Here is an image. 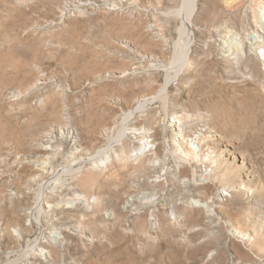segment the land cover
Listing matches in <instances>:
<instances>
[{
  "label": "rangeland",
  "instance_id": "374dc122",
  "mask_svg": "<svg viewBox=\"0 0 264 264\" xmlns=\"http://www.w3.org/2000/svg\"><path fill=\"white\" fill-rule=\"evenodd\" d=\"M222 1L195 0L191 27L182 38L185 0H0V231L13 220L6 205L8 194H15L5 184L8 175L31 166L30 157L47 142L60 149L50 171L62 165L74 145L68 132L76 123L85 130L79 121L86 112L103 120L97 126L95 117V139L84 137L80 156L108 145L122 132V114L151 100L164 84L167 73L159 64H171L186 45V69L165 101L150 102L144 114H155L173 153L189 149L193 139L200 142L199 157L190 161L207 182L194 187L190 177L180 178L175 159L172 182L161 188L154 217L145 208L115 220L113 210L131 193L145 192L149 179L145 172L140 179L126 178L132 188L104 196L107 215L89 217L82 235L65 246L66 264L91 258L97 264H264V199L257 196L264 183V0H249L231 14L219 13ZM124 140L132 149L139 146ZM241 150L251 154L238 172ZM232 151L240 163L234 164ZM91 169L90 162L77 176L100 174L105 164ZM248 170L256 177H246ZM244 182L253 193L231 197ZM215 188L231 195L220 197L213 209L204 193ZM244 215L249 218L237 223ZM34 232L31 241L39 230ZM4 243L14 244L0 241L5 264H30L27 256H7Z\"/></svg>",
  "mask_w": 264,
  "mask_h": 264
},
{
  "label": "bare ground",
  "instance_id": "6f19581e",
  "mask_svg": "<svg viewBox=\"0 0 264 264\" xmlns=\"http://www.w3.org/2000/svg\"><path fill=\"white\" fill-rule=\"evenodd\" d=\"M248 1L249 0H224L221 2L222 4L220 5L221 9L219 13L223 11L225 14H231L234 10H238ZM195 4V0H185L183 9L180 11V14L184 17V23L186 24L181 30L182 38H186L187 28L191 24L190 18L194 12ZM187 41H189V39ZM184 44H187V42ZM179 45L181 46L180 43ZM186 47L187 46L185 45L184 48H182L181 53L178 54L179 56H174L171 64H159V66L164 68L167 73L164 84L162 87L158 88L155 94L152 95L153 98L151 100L146 99L142 102H138L133 109L122 114V132L115 137V139L111 140L108 145L93 147L92 150L88 151L83 157L80 156L84 148L82 147V141L85 140L84 137H89L91 140L95 139V128H97L95 125L97 123V126H100L102 123L101 120H103L100 116L98 117L97 114V116H93V112L90 110L89 112H91V114L89 113L90 115L86 116V112V115H83L85 119H82L81 122L77 118L79 123H81L80 126H84L85 128V130L82 129V131L81 128L79 129V126H77V123L74 126V123L76 122L75 118L78 115L76 114L75 117L73 115L75 122L72 124V127L74 126V128H71L72 130L68 132V135L72 138L74 145L72 152L67 157L69 160H64L62 165L58 166L55 170L52 169L51 172L49 167L52 164L51 160L54 159L57 154H60V149L58 146H54L53 144L49 145L47 142L40 151L38 150L37 153L35 152V158L28 155L30 159H34L31 161V166L26 163L25 164L28 166L24 165L23 168L20 166L22 170L17 169L15 175L12 172V178L11 173L9 172V179L7 181L5 179V184H7L15 194H8L10 201L7 198L8 204L6 205L9 207H7L10 211L9 213L13 215V220L11 219L12 222H10V226L13 229L10 230V226L7 223L2 229L3 231H0V241L3 242L4 238H7L9 241H12L11 244H14V246L12 245V247H9L8 245L6 248V244L4 243L7 256L11 257V255L14 254H19L21 257L22 255L27 256L30 264H66V248L71 245L73 237L82 235V232H84V225L86 222L88 223V218L91 216L101 217L103 215L105 217L107 215V213L104 214L106 209H104L103 206L105 198L107 196L109 197V195L111 197V195H114L115 193L118 195V192L132 188V185L128 184L126 178H132V180L140 179V175L145 172L149 179L143 183L144 188L142 189L146 191L150 190L152 193H150V191L149 193L148 191H145L141 194L131 193L124 198L120 202L119 207L115 208L111 214L115 220L125 216H134L145 208L149 210L151 216L154 217V213L158 210V207L161 204L160 197H158L159 193L162 192L161 190L164 191V189L161 188H166L171 184L174 172L180 178L190 177L191 185L194 187L205 185L207 181L204 178H198L190 161L191 159L199 157L201 151L200 142H197L194 139L190 141L189 149L183 151L180 154L181 156L177 153H173L165 140L163 129L158 125L159 123L157 122L158 120L156 119L155 114H144L146 107H148L147 105H149L150 102L160 103L161 101H165L168 88L177 80L181 72L186 69V59L189 51ZM56 100L54 101L55 106L57 102ZM51 102L49 106H51ZM53 104L52 106H54ZM52 109L51 114H56L58 112L57 109L56 111L54 110V112ZM137 114L139 116L135 119ZM55 116L56 118L58 117V115ZM95 119L98 121L94 124ZM134 120L136 121V125L134 124ZM179 124H181V121ZM63 138L64 137H62V139ZM125 138H128V140H131L134 143L137 142L139 144L138 148L132 149L127 143L124 144L123 141H125ZM233 150H235V148ZM233 153L235 154L236 151H232L230 157L234 164L236 161L237 163H240L239 159L233 157ZM237 154H239L241 158V166L237 169L239 172L248 165L247 163L250 159L251 153L248 150H241L240 153L237 152ZM26 157L27 156H25V158ZM21 158L16 156L15 160H22ZM175 159H179L180 161L178 162L176 169L174 168L173 172L170 166H173L172 163L175 162ZM90 162L92 163L91 170L99 167L101 163L105 164V169L100 174H96L93 171L85 174L81 178L78 177L77 175L81 173L86 164ZM212 163L215 164V161ZM211 173L213 180L215 178L217 179V169L213 170ZM69 174L74 177H71V179L68 180L69 182L65 183L64 177ZM256 174L255 170H248L246 177L255 178ZM216 179L214 181H216ZM35 184L39 185V188H36V191L32 188ZM262 186L263 187L258 191L257 196L264 199V183ZM35 187L37 186L35 185ZM96 188L98 194H93V191ZM224 192L225 191L223 190L215 188L214 191H209V193L205 192L204 197L205 200H207L208 205H211L214 209L216 208V205H218L220 197L223 195H231ZM231 192V197H234L239 193L245 195L248 192L249 194L253 193L246 182L243 183L240 190L233 189ZM12 195H16L17 199L13 200L11 198ZM173 210L174 212H179L180 207L175 205ZM44 216L49 220L48 222L44 220L47 224L43 223V219H45L43 218ZM244 218H249V215L238 217L236 219L237 223ZM145 220L146 218L144 216L139 218V230L141 232L145 228ZM91 221L92 220H90V222ZM36 229L39 230L38 236L32 241L29 240L30 236L35 233L34 231ZM252 231L254 232V236L258 237L257 231ZM2 233H4V235H2ZM238 233L244 236L243 232L238 231ZM23 243L25 246L22 248ZM20 256H18V258ZM1 259L0 264H5V261L3 259L1 261ZM8 259L5 258L7 261ZM80 264L97 263L91 258ZM98 264H109V262L105 261Z\"/></svg>",
  "mask_w": 264,
  "mask_h": 264
}]
</instances>
